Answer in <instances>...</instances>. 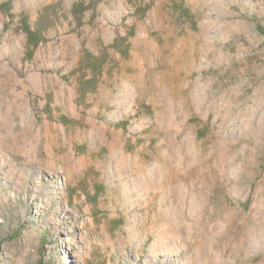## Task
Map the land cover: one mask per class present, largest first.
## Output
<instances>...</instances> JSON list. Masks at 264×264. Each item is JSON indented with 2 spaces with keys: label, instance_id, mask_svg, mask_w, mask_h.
Returning a JSON list of instances; mask_svg holds the SVG:
<instances>
[{
  "label": "rangeland",
  "instance_id": "obj_1",
  "mask_svg": "<svg viewBox=\"0 0 264 264\" xmlns=\"http://www.w3.org/2000/svg\"><path fill=\"white\" fill-rule=\"evenodd\" d=\"M0 264H264V0H0Z\"/></svg>",
  "mask_w": 264,
  "mask_h": 264
},
{
  "label": "trees",
  "instance_id": "obj_2",
  "mask_svg": "<svg viewBox=\"0 0 264 264\" xmlns=\"http://www.w3.org/2000/svg\"><path fill=\"white\" fill-rule=\"evenodd\" d=\"M24 29H25V32L27 33L28 38L31 41V43L36 45L40 41V35L36 31H33L30 28L26 19H24Z\"/></svg>",
  "mask_w": 264,
  "mask_h": 264
}]
</instances>
